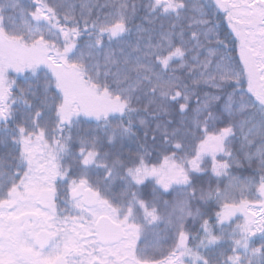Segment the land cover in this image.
Wrapping results in <instances>:
<instances>
[{
    "label": "snow or ice",
    "instance_id": "snow-or-ice-1",
    "mask_svg": "<svg viewBox=\"0 0 264 264\" xmlns=\"http://www.w3.org/2000/svg\"><path fill=\"white\" fill-rule=\"evenodd\" d=\"M0 264H264V0H0Z\"/></svg>",
    "mask_w": 264,
    "mask_h": 264
},
{
    "label": "trees",
    "instance_id": "trees-1",
    "mask_svg": "<svg viewBox=\"0 0 264 264\" xmlns=\"http://www.w3.org/2000/svg\"><path fill=\"white\" fill-rule=\"evenodd\" d=\"M226 31H229L227 29V23L226 22H222V24H221V35H222V38H223V33L226 32ZM246 175H247V173H246Z\"/></svg>",
    "mask_w": 264,
    "mask_h": 264
}]
</instances>
